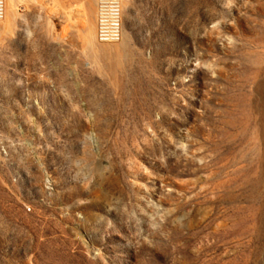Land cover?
<instances>
[{"label":"rangeland","instance_id":"rangeland-1","mask_svg":"<svg viewBox=\"0 0 264 264\" xmlns=\"http://www.w3.org/2000/svg\"><path fill=\"white\" fill-rule=\"evenodd\" d=\"M38 1L71 74L22 68ZM122 11L99 43L94 0H6L0 264H264V0Z\"/></svg>","mask_w":264,"mask_h":264},{"label":"crops","instance_id":"crops-1","mask_svg":"<svg viewBox=\"0 0 264 264\" xmlns=\"http://www.w3.org/2000/svg\"><path fill=\"white\" fill-rule=\"evenodd\" d=\"M25 17L26 22L30 23V25L27 26L25 39L22 37V47L24 48L21 52L22 68L33 70L41 67H51L60 74H64L66 71L71 74L72 65L77 61L75 49L76 39L72 35H69L67 37L69 44L65 47L61 46L62 21L60 17L53 15L51 18L50 24L53 32L50 38L46 37L45 34V26L46 23H49L50 18L44 9L40 8L39 1L37 3L36 14L22 15V18ZM95 20L96 3L94 0V25ZM34 22L36 25H34ZM87 31V41L85 43L92 46L91 40L88 37L90 31Z\"/></svg>","mask_w":264,"mask_h":264},{"label":"built area","instance_id":"built-area-1","mask_svg":"<svg viewBox=\"0 0 264 264\" xmlns=\"http://www.w3.org/2000/svg\"><path fill=\"white\" fill-rule=\"evenodd\" d=\"M96 3V41L99 43H118L123 36L122 4L123 0H95ZM5 0H0V22Z\"/></svg>","mask_w":264,"mask_h":264},{"label":"bare ground","instance_id":"bare-ground-1","mask_svg":"<svg viewBox=\"0 0 264 264\" xmlns=\"http://www.w3.org/2000/svg\"><path fill=\"white\" fill-rule=\"evenodd\" d=\"M5 9H6V0H5V6H2V15H5ZM5 19V18H4ZM3 22V21H2ZM1 23V22H0ZM116 48V47H113ZM112 47L107 46V48H105L107 51L113 50Z\"/></svg>","mask_w":264,"mask_h":264}]
</instances>
